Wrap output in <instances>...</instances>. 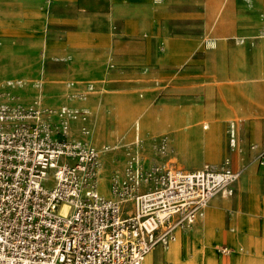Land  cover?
Wrapping results in <instances>:
<instances>
[{
  "label": "rangeland",
  "instance_id": "rangeland-1",
  "mask_svg": "<svg viewBox=\"0 0 264 264\" xmlns=\"http://www.w3.org/2000/svg\"><path fill=\"white\" fill-rule=\"evenodd\" d=\"M86 4L91 8L104 7L106 0H86ZM247 4V0H177L176 14L155 13L153 28L137 31L133 55L140 57L142 62L126 64L110 60L102 75L96 70L94 72L98 73L91 77L53 76L51 70H60L58 65L35 60L33 56L31 62L21 66L0 51V84L20 82L19 86L4 89L14 103L27 106L38 97L45 107L66 104L90 110L91 142L97 147L110 145L115 149L104 159V185L111 171L122 165L123 152L135 140V124L139 127L137 146L150 160H165L185 173L205 167L220 169L228 160L230 166L240 172L231 197L217 194L209 201L210 206L214 202L219 209L216 218L210 219L206 209L195 226L177 243L164 252L155 250L145 264H242L244 258L252 264L246 246L242 245L243 250L237 254L231 248L236 245L230 246L224 238L225 231L231 228L235 229L234 234L238 233L230 217L236 209V199L239 200L238 213L241 212L242 197L236 193L242 173L253 166L259 175V170L264 168L259 166L257 154L250 148L255 142L249 137V119L240 117L237 112V87L243 81L232 75L245 48L240 42L242 37L238 28L256 18ZM171 5H175L173 0ZM222 22L229 23L230 29L202 28L206 23ZM112 32L119 36L115 28ZM180 36L193 39L186 41L185 46L196 47L187 51L182 62L178 50L181 44L177 41ZM127 47L126 43L116 47L118 57L125 58L130 54ZM251 50L254 46L249 45ZM209 54L214 58V66L222 56L230 59L228 77H221L216 68L207 75L204 70L185 71L186 66ZM263 54L264 49H260L255 56L254 63L259 67L264 65ZM71 83L74 86H70ZM87 84H91L94 91L88 93L85 100H80L75 94L84 91ZM232 123L237 141L234 149L230 148L228 133ZM73 131L77 134V125ZM161 140L166 143L162 154L158 153ZM206 147L210 149L208 154ZM101 191L105 193L106 189ZM223 247L230 248L232 253L221 255L219 250Z\"/></svg>",
  "mask_w": 264,
  "mask_h": 264
},
{
  "label": "built area",
  "instance_id": "built-area-1",
  "mask_svg": "<svg viewBox=\"0 0 264 264\" xmlns=\"http://www.w3.org/2000/svg\"><path fill=\"white\" fill-rule=\"evenodd\" d=\"M19 84H0V264H144L189 231L215 195L233 194L240 172L228 160L193 173L150 160L137 146V124L104 185V159L115 149L91 142L90 110L45 107L38 97L14 103L4 89ZM85 88L75 94L80 100L94 91ZM228 133L234 149L233 124ZM165 146L161 140L158 153ZM257 160L264 166V148Z\"/></svg>",
  "mask_w": 264,
  "mask_h": 264
},
{
  "label": "crops",
  "instance_id": "crops-1",
  "mask_svg": "<svg viewBox=\"0 0 264 264\" xmlns=\"http://www.w3.org/2000/svg\"><path fill=\"white\" fill-rule=\"evenodd\" d=\"M171 1L106 0L104 7L97 5L91 8L87 6L86 0H0V51L21 66L31 62L33 56L35 60L58 65L60 70H51L53 76L91 77L98 73L94 72L96 70H100L102 75L103 71H107L105 66L110 60L126 64L142 62L140 57L133 55V39L138 35L137 31L153 28L156 24L153 18L155 13L176 14L177 0H173L175 5H171ZM247 1L256 18L238 28L245 48L244 54L238 57L237 68L232 69V75L243 81L237 87V112L240 117L249 119V137L255 142L250 146H257V149L251 150L258 155L264 148V65L259 67L254 62L257 51L264 49V0ZM114 28L119 36L113 35ZM202 28L229 30L230 24L206 23ZM177 41L181 44L178 50L182 62L187 51L196 47L191 44L185 46L186 41H193L188 36H180ZM124 43L128 45L127 53L130 48V54L121 58L116 54V47ZM249 45L254 46L251 52ZM213 60L212 54L206 55L186 66L185 71L204 70L207 75L216 68L221 77H228L231 71L230 59L222 56L216 66ZM192 147L198 148L197 145ZM205 152L210 153L209 147H206ZM255 171L250 166L241 175L236 193L242 197L241 205L239 203L241 212L238 213L239 200L236 199V209L230 217L238 233L234 234L235 229L231 228L232 233L226 230L224 238L230 246L236 245L231 248L237 254L243 250L242 245L246 246L252 264H259L264 262V168L259 170V175ZM206 209L210 219L216 218L219 209L214 202L211 206L209 203ZM183 236L179 234L171 245ZM157 249L163 252L168 250L156 248L150 254ZM248 262L242 259V264Z\"/></svg>",
  "mask_w": 264,
  "mask_h": 264
}]
</instances>
